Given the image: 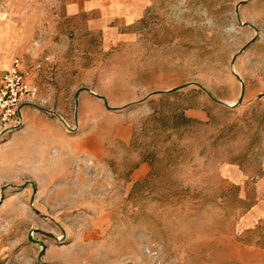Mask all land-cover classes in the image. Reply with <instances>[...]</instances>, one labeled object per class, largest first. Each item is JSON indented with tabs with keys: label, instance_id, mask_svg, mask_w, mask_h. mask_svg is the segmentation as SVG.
Masks as SVG:
<instances>
[{
	"label": "rangeland",
	"instance_id": "rangeland-1",
	"mask_svg": "<svg viewBox=\"0 0 264 264\" xmlns=\"http://www.w3.org/2000/svg\"><path fill=\"white\" fill-rule=\"evenodd\" d=\"M64 2L0 0V81L19 57L31 89L0 126V264H264V0L94 31Z\"/></svg>",
	"mask_w": 264,
	"mask_h": 264
},
{
	"label": "crops",
	"instance_id": "crops-1",
	"mask_svg": "<svg viewBox=\"0 0 264 264\" xmlns=\"http://www.w3.org/2000/svg\"><path fill=\"white\" fill-rule=\"evenodd\" d=\"M143 5L144 0H65L63 13L65 17L85 16L87 27L94 31L102 29L103 23H108L115 18L120 17L125 21V18L128 17L134 20ZM13 36L18 39L16 34ZM9 38L11 35L7 32H0V69L5 67L11 53V46L7 41ZM15 47L13 45L12 50ZM22 68H24L23 65ZM31 125L36 127L35 122H32ZM77 150L79 151V149Z\"/></svg>",
	"mask_w": 264,
	"mask_h": 264
},
{
	"label": "built area",
	"instance_id": "built-area-1",
	"mask_svg": "<svg viewBox=\"0 0 264 264\" xmlns=\"http://www.w3.org/2000/svg\"><path fill=\"white\" fill-rule=\"evenodd\" d=\"M30 96L31 89L22 71V62L20 58L14 57L4 70L0 81L1 127L13 128L20 123L22 105ZM58 118L63 122L60 116Z\"/></svg>",
	"mask_w": 264,
	"mask_h": 264
},
{
	"label": "water",
	"instance_id": "water-1",
	"mask_svg": "<svg viewBox=\"0 0 264 264\" xmlns=\"http://www.w3.org/2000/svg\"><path fill=\"white\" fill-rule=\"evenodd\" d=\"M241 99H242V92H241L240 99H239L238 103L241 102Z\"/></svg>",
	"mask_w": 264,
	"mask_h": 264
}]
</instances>
